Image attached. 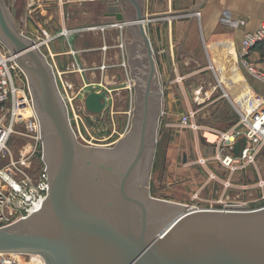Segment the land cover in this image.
Returning <instances> with one entry per match:
<instances>
[{"label": "water", "instance_id": "95a60500", "mask_svg": "<svg viewBox=\"0 0 264 264\" xmlns=\"http://www.w3.org/2000/svg\"><path fill=\"white\" fill-rule=\"evenodd\" d=\"M129 1L136 9L134 18L123 15L120 0H107L106 14L121 21L125 38L139 37L135 42L145 48L140 56L148 59L145 79L136 81V132L112 146H93L77 139L51 64L36 41L15 26L0 0V45L25 75L39 120L48 184L37 210L0 227V253L37 254L45 264H264V206L190 210L184 203L151 197L146 208L130 193L145 130L148 124L156 128L163 111V91L154 44L145 31L149 18L137 0ZM107 92L90 85L84 98L88 111L100 112ZM136 134L140 148L126 159L123 144L129 139L135 146ZM245 144L244 136L238 138L233 155H241ZM147 160L146 177L150 154ZM94 172L115 182L94 181ZM135 203L140 210L133 208ZM150 210L157 221L148 220Z\"/></svg>", "mask_w": 264, "mask_h": 264}, {"label": "rangeland", "instance_id": "374dc122", "mask_svg": "<svg viewBox=\"0 0 264 264\" xmlns=\"http://www.w3.org/2000/svg\"><path fill=\"white\" fill-rule=\"evenodd\" d=\"M2 1L9 11L11 9L15 26L22 31V0ZM195 11L190 10L187 13H194ZM76 12L78 13L77 10ZM120 27H123V25L121 24ZM116 30L120 31L123 29L118 27L117 29H110L109 32L115 34ZM105 32L108 31L105 30ZM62 40V38L54 40L59 50H64L66 47L61 43ZM94 41L98 42L96 38H94ZM83 43L86 42L84 41ZM197 50V55H195L201 58L200 53H202L204 57L203 52H200L199 49ZM82 62L85 63V61ZM158 62L161 90L164 91V95L162 96L163 109L166 107V110L164 109L160 116L159 123L164 133L167 129H171V133L169 145L164 152L166 155V163L164 162L166 167L163 171L164 165L163 161H161L163 152L159 150L157 161L160 164L157 168L161 169L160 174L155 173L156 170L153 169L152 180L150 178L153 194L186 203L188 207L200 209H223V206L228 204L238 208L234 210L240 211L264 206V147L257 152L252 162L247 163L245 161L244 168L233 169L221 164L216 156L214 142L208 144L201 140L202 135L200 133L206 129L223 131L228 129L237 120V116L227 99H225V102L221 106L217 105L219 100H216L215 96L218 93L221 95L222 91L217 84L216 75L213 70L209 65L205 68L193 62L189 66L180 64L177 66H170L168 64L162 66ZM63 67L64 64L60 63V68H66ZM239 67L244 78L251 82L252 76L241 65ZM15 73L17 106L14 113L17 114L14 115L13 132L8 139L7 146L16 159L19 157V149L31 141L30 138L23 135V123L25 117L29 114L27 102L28 99L30 100V96L26 86L27 82L22 72L16 69ZM204 74L210 77L207 78ZM63 82L69 98V101L66 98L68 101L66 102L67 104L71 103L74 108V112H71L70 116L72 117L77 139L80 142L93 146H112L118 138L125 134L126 130H128L129 118L132 117L131 114L129 116V109L132 105V93H126V104L121 101L122 98H120L118 93L111 94L107 100L105 109L98 113H93L84 107L86 88L81 90L79 94L75 92L78 90L79 85L84 82L80 81L77 73L72 74L71 77L64 74ZM71 82L74 85L72 89H69L67 83ZM104 84L106 83L104 82ZM201 84L205 88L213 87V91L211 97L207 99L209 103H206L205 99L200 104L191 102V105L197 111L195 121L201 126L195 133L191 128H182L179 122L182 112L187 110V100L185 95L183 98V94H188V97H191V94L194 93L197 97ZM12 108L13 102L11 100L5 103L3 109L0 107V121L3 124H7L11 120ZM220 111L225 113L223 119H219L220 116L217 114ZM219 120H222V124ZM167 125L170 128L166 127ZM204 135L209 140H213L212 134L206 132ZM184 153L187 155L185 161L182 159ZM8 159V157L2 158L1 161L5 162ZM39 165H41L40 154L38 157L32 158L28 170L36 172ZM242 200H246V206L240 205L242 204ZM22 261L27 264L34 263L27 256H25V259L22 258Z\"/></svg>", "mask_w": 264, "mask_h": 264}, {"label": "crops", "instance_id": "0c3cea01", "mask_svg": "<svg viewBox=\"0 0 264 264\" xmlns=\"http://www.w3.org/2000/svg\"><path fill=\"white\" fill-rule=\"evenodd\" d=\"M95 1L97 0H22L23 29H21L35 41L39 40V26L46 28L47 34H60L58 38L63 39L61 43L66 46L65 49L68 48L67 43L69 42L78 49L79 55H76V58L77 60L79 58V63L85 61L81 63L85 67L93 63L95 58L92 55H86L84 49L95 44L96 32L99 27L102 29L98 25L92 33L85 29L86 23L91 25L96 23L88 22L93 20ZM137 1L149 18L145 22V31L149 40L154 44L156 60L162 66L167 64L189 66L195 63L206 68L209 65L222 91L221 95L218 93L215 96L216 100H219L217 103L219 106L225 102V99L232 108V101H242L245 97L250 98L251 88L258 93L264 92V85L256 82L254 78H251V82L248 81L239 67V48L243 35L258 28L264 21V0ZM190 10L199 11V16L186 14ZM240 21L243 23L241 24ZM108 25L111 26L107 23L104 27ZM69 28L67 33L61 34V30ZM106 31H108L105 32L108 43H111L113 33L109 32V29ZM54 40L48 42L50 51L52 53L63 52L65 49H57ZM83 40L86 43H83ZM197 49L203 52L204 57L202 53H200L201 58L196 56ZM53 58L57 64H60L62 60L71 59V55L63 58L58 54ZM250 58L256 68L264 70V40L254 46ZM204 75L207 78L210 77L207 74ZM90 76L89 73L83 72L84 82L88 83L93 80L89 78ZM198 91V98L194 93L191 97L183 94V98L185 95L187 100L186 109L193 107L191 102L200 104L205 99L206 103H209L207 99L211 97L213 87L205 88L201 84ZM164 109L166 110V107ZM217 114L220 115L219 119L225 116V113L221 111ZM219 121L222 124V120Z\"/></svg>", "mask_w": 264, "mask_h": 264}, {"label": "built area", "instance_id": "2783aa9c", "mask_svg": "<svg viewBox=\"0 0 264 264\" xmlns=\"http://www.w3.org/2000/svg\"><path fill=\"white\" fill-rule=\"evenodd\" d=\"M186 14L199 16V11L196 10L194 13L186 12ZM240 23L242 24L243 21H240ZM262 40H264V21L258 28L244 33L239 48V64L252 78L264 85V70L256 68L250 58L253 47ZM36 43L39 44L37 41ZM16 69L24 75L23 71L9 58L7 52L0 45V107L3 109L5 103L10 100L13 102L11 120L7 124H3L0 121V227L13 223L18 218H25L32 211L37 210L48 193L46 165L42 158L40 125L33 109L29 91L30 100L28 99L27 102L29 114L25 117L23 123V135L30 138L31 142L19 149V157L16 159L7 146L8 139L13 132L14 115L17 114L14 113L17 106V88L14 81V75H16L14 71ZM250 94L248 99L245 97L242 101L234 100L231 102L233 111L237 116L234 124L223 131L209 130L216 135L214 141L208 140L204 132H201L205 143L214 142L216 156L221 164L233 169L244 168L245 161L247 163L252 162L257 152L264 147V92L258 93L251 88ZM65 96L69 101L68 95L66 94ZM194 99L197 100L196 97ZM66 108L70 123L74 129L68 104ZM70 109L71 112H74L73 107ZM196 112L194 107H190L186 112L182 113L179 122L181 127L191 128L196 133L201 127L195 121ZM242 136L246 138V144L242 149L241 155L234 156L231 152L232 145ZM39 154L41 165L38 166L36 172L29 171L28 168L31 165L32 158L38 157ZM6 157L9 158L7 161H1L2 158ZM241 203V206L247 205L246 200H242ZM223 209L234 210L238 208L225 204ZM20 255L21 260L18 258ZM25 256L31 260L34 259L33 262H36V264H45L39 255L26 253H0V264H27L22 261Z\"/></svg>", "mask_w": 264, "mask_h": 264}, {"label": "flooded vegetation", "instance_id": "af4514ba", "mask_svg": "<svg viewBox=\"0 0 264 264\" xmlns=\"http://www.w3.org/2000/svg\"><path fill=\"white\" fill-rule=\"evenodd\" d=\"M122 3V10L121 12L127 19H132L136 15V9L134 5L132 4L131 1L129 0H120ZM139 4V2H138ZM95 11L93 15V20L88 21V22H96L95 25H91L86 23L85 24V29H87L89 32H95L96 30V25L101 26L102 29L99 27L95 38L98 40V42L95 41V44L93 46H87L84 49V52L86 55H92L94 56V62L87 64L85 67L81 65V63L78 62L76 55H79L78 49L74 47L73 43L69 42L67 43V49H65L63 52L60 53H52L50 51L48 42L53 41L54 39L58 38L60 34L53 33V34H47V31H45L46 28H42L39 25L38 28V47L42 51V53L46 56L47 61L51 64L52 70L54 73V77L57 83L58 90L62 97L64 96L66 99V94H68L66 90V86L63 82V75L66 74L67 76H70L74 73H77V75L81 78L80 81H84L83 79V72L89 73L91 75L89 78L93 79L91 81L82 82L78 90H76V94H79L81 90L85 89V97L87 93L89 92V86H98V91H102L103 89L107 88L108 92L105 94L104 98V107L102 110L105 109L107 100L110 98L111 94H116L118 93L120 95L121 101L126 104V93H132V105L129 109V116L131 114V118H129L130 121H128V127L123 135L126 138L131 139V136H133L136 132L135 126H134V111H135V99L137 95V87H136V81H141L144 80L146 77V66L148 63V59L144 56H140L142 53L144 54V49L141 47V44L139 42H135L139 37L133 35L131 38H125L126 34V29L123 27H120L121 21H119L116 18V15H108L107 13V0H97L95 1ZM140 6V4H139ZM10 9V7H9ZM11 13V9H10ZM12 15V13H11ZM12 19L14 21V16L12 15ZM39 21V19H38ZM107 23L111 24V26H107L109 28H105L104 25ZM118 23V24H117ZM122 28L123 30H116L117 32L111 37V43H108L107 36L105 34L106 29H117V28ZM47 30V29H46ZM69 29H64L61 30V34L63 35L64 33H67ZM136 30L135 27H133V31ZM132 32V30H129ZM71 32V31H70ZM24 33V32H23ZM25 34V33H24ZM134 34V32H132ZM27 35V34H26ZM29 36V35H27ZM30 37V36H29ZM107 39V40H106ZM127 42L125 43V41ZM72 44V45H71ZM141 47V48H140ZM141 49V51L139 50ZM139 50V51H138ZM141 52V53H140ZM146 52V51H145ZM153 52V51H152ZM76 53V54H75ZM66 58L67 56L70 57L71 59L74 58V60H71L68 58V61H60L61 64H64L65 69L60 68V64H57L56 60H54V56L58 55ZM153 54V53H152ZM63 62V63H62ZM67 62V63H66ZM143 63V64H142ZM63 67V68H64ZM79 78V79H80ZM83 79V80H82ZM104 82L106 84H104ZM126 83L124 86L120 87H115V84H123ZM69 85V89L73 88V83H67ZM130 85V86H129ZM154 88V87H153ZM124 90V91H123ZM163 91V90H162ZM164 95V91L162 96ZM63 97V99H64ZM84 97V98H85ZM162 98V97H161ZM64 99V101H65ZM67 101V100H66ZM65 101V103H66ZM68 102V101H67ZM67 105V103H66ZM72 104H68L69 108V113H71V108ZM85 107V104H84ZM86 108V107H85ZM155 108V107H154ZM87 109V108H86ZM88 110V109H87ZM101 110V111H102ZM164 111V109H163ZM161 109V112H163ZM90 112V111H89ZM160 118V114H159ZM159 118H158V124L156 125V128L154 127L155 131H153V127H151L149 124L145 130V136H144V146L142 150V156L140 159V162L138 164V170H136L134 177L129 179V185L128 187L131 188L129 191L130 193L136 197L138 200H140L144 207H149L150 206V199L151 197H156V198H161V199H166V200H171L175 201L169 198H164L158 195L153 194L152 192V172L153 169H155V173L160 174V168L158 169L157 166L160 164L157 161V157L159 155V150L163 152L162 154V159L163 161V171L166 167V155H165V150L167 149V146L169 145L170 142V133L171 129H167L164 133V130L161 129L160 123H159ZM170 128L168 125L166 126ZM183 128V127H182ZM184 130V129H183ZM154 133H155V138H154ZM201 134V133H200ZM202 135V134H201ZM137 139L135 142V146L133 144L128 143L129 139L126 140V142L123 144L124 146V153L127 157H130L132 155V152L138 150L140 148L139 144V136L136 134ZM202 140V139H201ZM168 141V142H167ZM129 144V145H128ZM90 145V144H89ZM105 146V145H104ZM163 146V148H161ZM150 154V159L152 158L151 163H150V171L148 176L146 177V171L145 167L148 162V156ZM152 156V157H151ZM187 155L184 153L183 154V161L186 160ZM90 163V161H88ZM165 162V163H164ZM157 168V169H156ZM104 176V175H103ZM93 180L94 181H101L103 185L115 182V178L113 179H107L103 178L102 176L100 177L98 174L94 172L93 175ZM121 179V175L119 177ZM151 178V180H150ZM162 185V184H161ZM180 202V201H177ZM183 203V202H181ZM186 204V203H184ZM142 206L138 203H135L133 208H137L140 210ZM188 208V206H186ZM150 209V208H149ZM151 211V210H150ZM147 218L150 221H157L158 218H156L151 211V215L147 214Z\"/></svg>", "mask_w": 264, "mask_h": 264}, {"label": "bare ground", "instance_id": "6f19581e", "mask_svg": "<svg viewBox=\"0 0 264 264\" xmlns=\"http://www.w3.org/2000/svg\"><path fill=\"white\" fill-rule=\"evenodd\" d=\"M28 113H29V111H28ZM206 132H208L209 134H212V137H213V140H211V141H214L215 140V138H216V135L214 134V133H212V132H210L209 130H205L204 131V134L206 133ZM205 161V160H204ZM188 209H190V210H193V209H200V208H196V207H188ZM166 229H167V227H166ZM165 229V230H166ZM162 233V232H161ZM160 233V234H161ZM38 258H39V256H37ZM18 258L21 260V255L20 256H18ZM34 260V259H33ZM33 260H32V262H33ZM38 261V260H37ZM33 264H36V262H34Z\"/></svg>", "mask_w": 264, "mask_h": 264}, {"label": "trees", "instance_id": "16d2710c", "mask_svg": "<svg viewBox=\"0 0 264 264\" xmlns=\"http://www.w3.org/2000/svg\"><path fill=\"white\" fill-rule=\"evenodd\" d=\"M254 48V47H253ZM220 116V115H219Z\"/></svg>", "mask_w": 264, "mask_h": 264}]
</instances>
